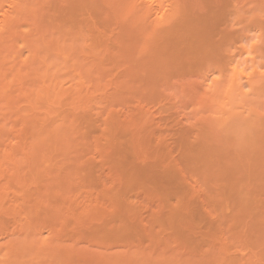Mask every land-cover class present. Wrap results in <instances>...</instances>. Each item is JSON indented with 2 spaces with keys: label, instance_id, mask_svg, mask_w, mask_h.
<instances>
[{
  "label": "bare ground",
  "instance_id": "obj_1",
  "mask_svg": "<svg viewBox=\"0 0 264 264\" xmlns=\"http://www.w3.org/2000/svg\"><path fill=\"white\" fill-rule=\"evenodd\" d=\"M258 18L0 0V264H264Z\"/></svg>",
  "mask_w": 264,
  "mask_h": 264
},
{
  "label": "rangeland",
  "instance_id": "obj_2",
  "mask_svg": "<svg viewBox=\"0 0 264 264\" xmlns=\"http://www.w3.org/2000/svg\"><path fill=\"white\" fill-rule=\"evenodd\" d=\"M243 23H244V22H243ZM243 23H242V24H243ZM252 26L256 27V30H258V31L255 32V35H257V34L260 33V31H264V20H263L262 18H261V19L258 18V19L255 20V22H250V24L244 28V31L247 30L248 28L252 27ZM235 28H239V26H236ZM250 34H251V36L253 35V33H250ZM252 39L255 40V38H253V37H252ZM171 112L175 113L174 110H170V112L167 113V114H170ZM174 115H175V114H174ZM155 117H156V116H155ZM156 118H157V117H156ZM176 121H178V120H176ZM153 124H154V123H153ZM153 124H152V125H153ZM156 125H157V124H155V126H156ZM186 125H187V123H186ZM153 126H154V125H153ZM155 126H154V127H155ZM170 126H171L173 129H174V127H175L173 124H171ZM170 126H169V127H170ZM173 126H174V127H173ZM184 126H185V125H184ZM156 127H157L158 129H160V128H161V129H162V128H165V127H162V125H161V127H158V125H157ZM156 127H155V128H156ZM171 127H170V128H171ZM186 127H188V125H187ZM173 129H172V130H173ZM173 139H174V138H173ZM169 142H170V141H169ZM170 143L172 144V140H171Z\"/></svg>",
  "mask_w": 264,
  "mask_h": 264
}]
</instances>
